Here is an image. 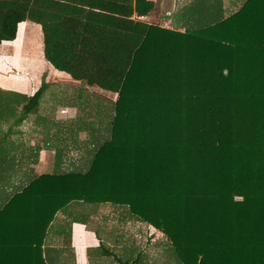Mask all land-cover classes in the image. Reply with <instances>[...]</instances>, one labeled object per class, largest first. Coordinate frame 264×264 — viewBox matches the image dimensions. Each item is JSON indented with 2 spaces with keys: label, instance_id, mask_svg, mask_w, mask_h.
Listing matches in <instances>:
<instances>
[{
  "label": "trees",
  "instance_id": "16d2710c",
  "mask_svg": "<svg viewBox=\"0 0 264 264\" xmlns=\"http://www.w3.org/2000/svg\"><path fill=\"white\" fill-rule=\"evenodd\" d=\"M153 8L0 0V43L18 23H37L55 69L117 94L108 135L84 166L35 176L0 209V226L16 204L23 217L19 264H48L47 228L71 202L126 208L164 235L180 264H264V0L183 31L132 18ZM45 85L8 97L26 115ZM140 255L116 259L139 264Z\"/></svg>",
  "mask_w": 264,
  "mask_h": 264
},
{
  "label": "crops",
  "instance_id": "0c3cea01",
  "mask_svg": "<svg viewBox=\"0 0 264 264\" xmlns=\"http://www.w3.org/2000/svg\"><path fill=\"white\" fill-rule=\"evenodd\" d=\"M214 1L212 2L214 3ZM223 1L227 2L223 3ZM229 1L231 0H222L220 7L225 10ZM176 12L177 0H154V8L148 15L137 17L134 14L132 18L148 23H158L165 28L183 31L185 27L182 25V20L179 17H175ZM9 65L14 68L13 71H22V73L38 74L52 70L65 73L55 69L44 59L41 26L31 21L18 23L15 39L4 40L0 43V67L7 68ZM2 78L4 76L0 73V110L5 115L10 103H13L8 97V91L28 96L35 91L31 94L25 91L31 85L28 80L23 79L20 82L26 86L17 87L18 84L12 85L10 81ZM85 87L94 89V92H98L101 95L106 93L116 94L102 90L97 86L85 84ZM114 100L111 98L110 101L113 102ZM23 104L21 103L17 106L13 103L17 107V111L22 108ZM4 115L3 117L0 116L2 123L0 128V209L35 176L42 173H52L62 168L57 169L58 160L55 158V142L50 138L52 131L56 129L55 127L52 130H48L44 126L41 127L39 123L36 124L37 116L34 111L26 115L21 113L18 118L16 117L17 123H12V118L9 115L7 117ZM9 126L10 128L11 126L13 127L12 132ZM45 130H48V135H43ZM5 141L8 142V145H2ZM61 148H63L64 153L67 152L68 148L65 149L64 145H61ZM79 203L71 202L63 210L58 211L48 226L42 245L43 256L48 264H91L93 258L89 256L90 249L99 248L100 245L103 246L102 243H105L108 247H113L114 241L111 242V238L109 239L108 236L112 232V220L111 222L105 219L96 221V216H98L97 214L100 210L111 204L102 203L95 208H89L91 214L86 217V220H79L72 215L75 207L77 210L85 209H81V204ZM17 207L18 204L11 206L7 210L2 222L3 227L0 226V264L21 263L19 259L23 258V253L19 250L28 245L16 227L21 226V219L23 218L18 216ZM124 216L127 220L130 219L126 214ZM89 221H94V224H88ZM100 226L102 228L98 235L97 232ZM21 233L24 235V232ZM96 234L97 236L94 237Z\"/></svg>",
  "mask_w": 264,
  "mask_h": 264
},
{
  "label": "rangeland",
  "instance_id": "374dc122",
  "mask_svg": "<svg viewBox=\"0 0 264 264\" xmlns=\"http://www.w3.org/2000/svg\"><path fill=\"white\" fill-rule=\"evenodd\" d=\"M212 1L177 0L175 17H179L182 20V25L186 28L205 27L230 15L242 3V0H231L223 10L220 7L222 0H215L214 3ZM226 2L223 1V3ZM13 69L11 65L7 68L0 67V73L4 76L2 79L10 81L12 85L18 84L17 87L26 86L20 82L23 79L28 80L31 83L29 89L25 90L28 94L36 91L35 88L39 83L47 81L38 107L34 112L37 116L36 124L39 123L41 127L44 126L48 130L56 128L52 131L50 138L55 142L57 169L62 167L59 171H70L84 166L93 146L108 135L110 130L108 121L112 114V105L108 99L113 98L114 100L117 94L101 95L94 92V89H87L84 83L72 79L68 74L55 72L52 69H49L52 71H43L38 74L22 73V71H13ZM8 92L10 93L8 95L13 98L18 97L12 94L15 92ZM1 113L0 110V116L3 117L4 114ZM15 113L16 116L9 115V117L13 116L11 117L12 121L20 116L21 109ZM4 116L7 117L8 113H5ZM1 125L0 121V128ZM48 130H45L43 135H48ZM10 131H13L12 126ZM2 145H8V142L5 141ZM61 145H64L65 149L68 148L66 153ZM79 204H81V209H85L77 210L75 207L72 213L73 217L79 220H86V217L91 214L89 208L97 207L90 203L80 202ZM124 214L130 219L127 220ZM97 215L96 221L105 219L111 222L112 220L113 228H111V235L108 236L109 239L111 238V242L114 241V245L108 247L102 243V248L90 249L89 256L93 258L91 264H119L116 258L133 259L139 252H141L139 264H180L172 254L164 235L159 230L135 220L131 214H128L126 208L109 205L102 208ZM92 223L94 224V221H89L88 224ZM101 228L102 226L99 227L98 235ZM96 236L97 234L94 237ZM105 250L109 252L107 255H105Z\"/></svg>",
  "mask_w": 264,
  "mask_h": 264
},
{
  "label": "built area",
  "instance_id": "2783aa9c",
  "mask_svg": "<svg viewBox=\"0 0 264 264\" xmlns=\"http://www.w3.org/2000/svg\"><path fill=\"white\" fill-rule=\"evenodd\" d=\"M61 112H64V110H62Z\"/></svg>",
  "mask_w": 264,
  "mask_h": 264
}]
</instances>
